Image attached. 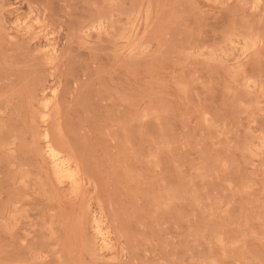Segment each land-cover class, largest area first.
Listing matches in <instances>:
<instances>
[{"label": "rangeland", "instance_id": "obj_1", "mask_svg": "<svg viewBox=\"0 0 264 264\" xmlns=\"http://www.w3.org/2000/svg\"><path fill=\"white\" fill-rule=\"evenodd\" d=\"M0 264H264V0H0Z\"/></svg>", "mask_w": 264, "mask_h": 264}]
</instances>
